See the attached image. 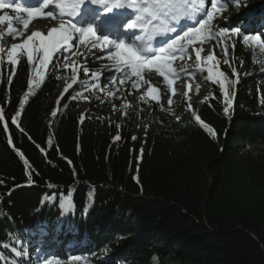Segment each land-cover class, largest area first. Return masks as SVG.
<instances>
[{
  "label": "trees",
  "instance_id": "1",
  "mask_svg": "<svg viewBox=\"0 0 264 264\" xmlns=\"http://www.w3.org/2000/svg\"><path fill=\"white\" fill-rule=\"evenodd\" d=\"M217 16L223 27L264 33V0H238ZM224 39L205 42L220 58L215 67L232 102L227 113L214 73L187 74V102L150 110L121 103L111 120L79 108L82 99L112 101L93 87L94 76L80 72L65 93L73 68L60 64L55 75L44 69L37 77L40 56L29 64L24 54L9 84L4 59L0 256L8 264L13 258L2 245L13 233L30 253L20 264H37L38 246L59 264H264V53L242 36ZM33 77L41 82L30 88ZM200 86L207 91L202 99ZM16 111L19 127L11 123Z\"/></svg>",
  "mask_w": 264,
  "mask_h": 264
},
{
  "label": "snow or ice",
  "instance_id": "2",
  "mask_svg": "<svg viewBox=\"0 0 264 264\" xmlns=\"http://www.w3.org/2000/svg\"><path fill=\"white\" fill-rule=\"evenodd\" d=\"M231 3H237L238 0H41L38 6L25 7L22 10L27 13L29 17L37 16L42 13V10L47 9L46 16L51 17L53 20L59 19L61 21L59 29L56 27L47 26V35H41V32L45 31V27H41L35 31H31V35L27 36V39L23 43H11V47L8 48L6 43H0V65L4 63V57L2 54L6 52L7 64L10 66L12 75L8 76V83L11 84L13 76L16 72V65L18 63L17 57L24 54L27 55L29 64L33 63L34 52L42 53L38 58V64L33 66L36 68L37 77L40 76L44 69L49 70L50 75H55L59 70V65L62 64L64 68L68 67L67 61L69 56L76 55L77 42L85 46L86 52H90L92 49L101 47V50H108V59L113 63L112 65H102L104 69L114 68L116 72L124 70V78L128 76V70L130 69L132 74L139 75V69L145 64H150L155 67L156 72L160 75H165L161 62L166 61L169 58L175 59L177 55H183L186 48L192 45L196 47L192 48L195 52V59L199 62L201 60V51L207 52L204 41L207 39L211 41L214 38H220L225 36L226 39L222 40L223 43H227V38L230 36H242L245 43H250L259 48L264 53V33L249 35L244 34L240 27H223L221 26L220 19L217 14L227 8ZM101 5L104 7V13H111L113 9H130L129 18L127 22L122 25L125 32L133 33V39L131 43L126 44L124 39L115 40L110 39L109 35L98 36L95 31V25L100 22L102 17L98 12H94L92 6ZM11 7V4H6L4 0H0V9ZM16 11L21 9L17 7ZM65 17L77 18L83 22L86 26H78L77 23L71 22V20H65ZM89 17L93 19L89 21ZM9 21L8 33L15 40L18 36L24 34V30H30L27 21L24 17H17L16 21L19 25L13 28L11 20L12 18L5 15H0V23ZM119 23L118 21L116 22ZM65 25H67L65 27ZM35 27V26H33ZM139 32V34H136ZM230 33V36L228 34ZM4 33H0L3 36ZM89 37H93L89 40ZM157 37H162L159 46H155L153 41ZM36 38H39V46H36ZM30 42H32V48H30ZM90 45V47H89ZM235 47V44L232 45ZM84 56L85 53H80ZM225 55H227V47H225ZM191 58V57H190ZM92 59H103V56H97L96 53L92 54ZM208 60H213L214 57L211 53L207 54ZM57 60L59 63H57ZM75 63V61H73ZM225 64H228L227 59L224 60ZM85 75H88L92 63H85L80 66ZM75 71V69H74ZM235 69H233V75H235ZM93 76H97V73L93 72ZM37 77H33L28 80L30 88L38 87L41 81L37 80ZM209 79H211V69H209ZM57 79L60 77L57 76ZM109 80H115L114 75H109ZM167 79V76H165ZM72 82L76 83V77L73 75ZM124 83V79L121 80ZM132 88H136L137 85L133 83ZM159 87V82H157ZM72 85L69 84L64 88V92H68ZM95 88L96 86L93 85ZM182 85L178 84L177 89H181ZM156 88L152 91L156 92ZM221 90L225 92V113L228 112L232 106L230 99V92L225 90L221 85ZM34 95V93H32ZM63 95V94H61ZM79 95V93H77ZM160 95L162 97L167 96V91L164 88H160ZM29 97V92L24 93V99H21L20 105L26 103ZM76 97L74 96L73 99ZM155 99V97H154ZM60 101H58L59 103ZM171 99H168V103L171 104ZM64 107H67L65 104ZM188 109L192 111L193 117L199 121L205 128H208L201 118L196 115L192 110V105H188ZM21 115L20 111H16L11 117V123L19 127L17 117ZM53 116L57 115V112L52 113ZM6 109L0 107V121L5 120ZM179 119V117H177ZM119 128L120 126L117 125ZM8 130V125L5 124V131ZM23 132V128H20ZM211 132L212 129L208 128ZM120 137H114V140H119ZM133 140L137 137L133 136ZM9 143L12 141L9 139ZM23 160L27 174L31 177L32 169L29 161L24 158L22 153H19ZM31 182V179L29 180ZM4 181L0 180V184ZM51 188L52 185H49ZM10 194V193H9ZM68 207H71L69 203ZM65 214H67L66 210ZM59 223L62 225L63 216ZM41 231V235H43ZM7 236V234H6ZM12 243H4L2 247L7 249L13 258V264H20V261L26 256H30V253L25 246L24 239L15 233L9 237ZM37 252V264H59L58 258L55 254L47 251L43 246H38ZM70 259L80 261L82 258L79 256L71 257ZM0 260L4 261V264H8V257L0 256Z\"/></svg>",
  "mask_w": 264,
  "mask_h": 264
},
{
  "label": "rangeland",
  "instance_id": "3",
  "mask_svg": "<svg viewBox=\"0 0 264 264\" xmlns=\"http://www.w3.org/2000/svg\"><path fill=\"white\" fill-rule=\"evenodd\" d=\"M47 9L43 10L41 15L37 17V19H29L28 17H24L29 25L30 30H24V34L18 36L15 40L12 39L11 36L7 35L9 29L7 22L6 25V32L3 36H0V43H6L7 47H11V43H23L27 36L31 34L33 31L32 26L35 25L37 28L39 26L45 24L50 25L51 27L54 25L52 20L46 16ZM0 15L9 16L12 18L11 23L12 27H18L19 25L16 21L17 17H22L20 14H15L9 11H0ZM229 17L226 15L224 16V21L228 20ZM57 22V21H56ZM59 22V21H58ZM3 23H0V33L2 29ZM60 27V24L58 25ZM5 29V27H4ZM96 31V30H95ZM97 33V31H96ZM42 34V33H41ZM93 37H89V40H92ZM37 47L39 44L36 45ZM204 46L207 48V52L204 50L201 51V60L198 62L195 59V52L192 51L193 47L196 45H192L189 48L185 49L184 54L178 57V59L172 60V62H165L161 65L165 75H160V73L153 71L154 67H145L142 68L139 72V75L132 74L131 70H128L127 78H124V70L122 69L121 72H116L114 68H107L104 69L102 65H112V61L108 59V50H101V47L96 49H92L90 52H86L85 46L79 44L77 42L76 47V55L69 56L67 61L68 67H75L76 64H85V63H92L93 67L90 70V75L93 72L97 73V78L95 82V89L102 93L104 99H111L112 101L109 104L101 105L99 103L101 98L95 100L93 104H89L86 99L80 100L79 108L82 111H89L91 114H94L98 117L103 118L104 116H108L111 120L113 119V111L114 109L121 103H126L129 106L137 109V110H150L154 108L156 104L168 103V99L170 98L171 101H186V82L184 81L185 76L188 73H195V74H209V69H211L212 73L216 72V61H219L220 58L213 53L212 48L208 42H204ZM90 47V45H89ZM32 48V43L30 42V48ZM80 53H85L87 59L84 56H81ZM96 53L97 56H103V59H92V54ZM211 53L214 57L213 60L207 59V54ZM35 54H39V52H34ZM4 59H7L6 52L2 54ZM191 57V58H190ZM18 59V57H17ZM75 61V63H73ZM152 68V69H151ZM82 71V68L80 70ZM156 73V74H155ZM109 75H114L116 79L109 80ZM167 76V79H165ZM124 79V83H121V80ZM202 80L205 78H201ZM157 82H159V87L157 86ZM135 83L137 85L136 88H132V84ZM182 85L181 89H177V85ZM156 88V92H153L152 89ZM160 88H164L167 91V96L162 97L160 95ZM260 95L262 99V103L264 104V85L259 86ZM207 95V91L200 86L198 88V98H204ZM155 97V99H154ZM147 100L148 102L146 103ZM185 102V103H186ZM188 264H197V263H188Z\"/></svg>",
  "mask_w": 264,
  "mask_h": 264
},
{
  "label": "bare ground",
  "instance_id": "4",
  "mask_svg": "<svg viewBox=\"0 0 264 264\" xmlns=\"http://www.w3.org/2000/svg\"><path fill=\"white\" fill-rule=\"evenodd\" d=\"M53 20V19H52ZM57 21V22H56ZM7 20L6 21H4L3 22V26H2V29H1V32H3V33H5L6 32V25H7ZM53 22V26L52 27H56V28H58L59 29V23L60 22H58V20H55V21H52ZM33 26H35V25H33ZM32 26V29H33V31H35V30H37V29H39V28H41V27H45L46 28V30L45 31H43V32H41L42 34L41 35H43V36H46L47 35V26L48 25H45V24H43V25H41V26H39V28H37V26H35V27H33ZM4 27H5V29H4ZM106 31V30H105Z\"/></svg>",
  "mask_w": 264,
  "mask_h": 264
}]
</instances>
